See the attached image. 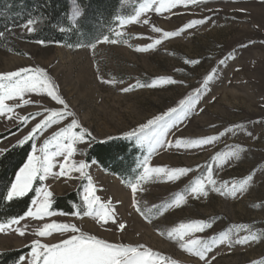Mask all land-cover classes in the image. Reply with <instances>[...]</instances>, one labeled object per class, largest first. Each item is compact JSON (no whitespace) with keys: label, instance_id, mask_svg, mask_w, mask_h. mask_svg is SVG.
Masks as SVG:
<instances>
[{"label":"rangeland","instance_id":"obj_1","mask_svg":"<svg viewBox=\"0 0 264 264\" xmlns=\"http://www.w3.org/2000/svg\"><path fill=\"white\" fill-rule=\"evenodd\" d=\"M145 2L126 0L133 13L118 18L109 36L105 35L117 43L104 42L105 36L88 46L33 42L28 38L40 26L35 21L31 25L11 26L0 35V74L31 68V74L36 75L35 69H42L44 76L41 78H47L56 86L55 90L67 103L68 111L75 114L30 140L32 150L29 156L34 154L35 145V155L42 157L39 149L44 141L53 138L73 118L79 125L74 131L91 133L90 137H85V142L75 145V153L65 164V176L53 175L59 173V164L64 163L63 156L54 157L56 166L47 179H36L31 190L24 195L37 185L34 200L42 199L38 189L46 188L52 193L50 211L54 214L42 219L25 217L19 225L0 232V253L29 249L17 264H29L34 240L52 245L81 233L117 245H143V251L166 257L167 264H205L198 256L181 248L178 240L168 236L181 223L196 221L211 224L210 228L206 227L191 237L205 242L212 237L219 240L220 234L229 230L238 232L241 237H258L244 245L228 247L218 244L208 253L209 264H252L253 261L264 260V0H197L193 4H177L160 12L153 5L137 17L141 4ZM70 4V21L76 24L82 12L76 0H71ZM131 17L137 18L121 23ZM207 17L212 18L210 22L187 29L177 37L165 38L162 35L163 31H177L192 20ZM29 28L34 31H29ZM154 28L162 31L155 32ZM157 39L161 43L154 48L143 52L136 50L154 44ZM193 59L200 63L192 65L185 62ZM221 60H226V63L221 65ZM213 68L218 72L208 87L199 93L195 110L189 111L182 122H177L161 137L163 146L151 147L149 142L140 143L136 137L127 135L138 131L141 125L155 116L176 107L181 99L189 95L195 97V90L202 88L205 77ZM162 77L183 83L139 86ZM129 86L130 91H122ZM23 99L29 103L23 104L20 98L6 101L10 106L19 104L20 107H13L11 113L0 115V157L12 147L22 145L19 141L50 114L46 110H63V106L52 101L46 93L25 94ZM35 113L41 115L36 116ZM25 116L29 119L22 123L21 118ZM233 125L243 127L219 136ZM207 136H219V139L210 145L192 148L175 144L177 139ZM120 141L133 144L137 153H130L132 161L129 160L128 166L122 168V174H114L111 171L113 165L103 167L89 152L96 143ZM54 151L53 143L49 152ZM230 152L238 153V156L227 160L221 156L213 160L217 153ZM145 159L146 166L169 170L191 168L192 171L175 181H168L163 175L139 181ZM80 162L88 165L83 173L72 168L73 164L79 166ZM209 167L217 186L226 192L233 185L239 188L248 175L252 174L254 178L247 190L236 197L215 191L199 199L188 196L185 189L195 180L205 179L207 183ZM89 181L95 189L93 195L99 196L101 202L115 213L116 223L99 221L94 214L95 206L93 215H83L88 211L83 197ZM132 184H137L135 193L131 190ZM74 192L78 202L73 205V213L78 211L81 215L51 209L56 198ZM179 194H185V201L180 206L169 208L168 204ZM137 205L149 216L150 222L136 210ZM157 208L162 214L156 211ZM29 209L35 210L33 202ZM46 223L74 224L80 231L53 232L39 237L36 233ZM121 223L125 225L123 230L119 228ZM16 228L24 230L25 234L20 236L14 230Z\"/></svg>","mask_w":264,"mask_h":264},{"label":"snow or ice","instance_id":"obj_2","mask_svg":"<svg viewBox=\"0 0 264 264\" xmlns=\"http://www.w3.org/2000/svg\"><path fill=\"white\" fill-rule=\"evenodd\" d=\"M197 0H146L145 3L141 4L140 11L137 12V17L141 12L148 9L150 6L155 5V10L160 12L162 9H168L175 7L177 4H193ZM137 17H131L129 20H122L121 23H128L131 20H135ZM211 17L205 19H196L190 21L188 24L184 25L183 28L177 31H163L162 35L165 38L177 37L181 32L191 29L195 26L202 25L211 21ZM146 22V21H145ZM28 25L33 23L29 20ZM155 32H161L160 28H154ZM29 31H34V29L29 28ZM117 35H121L117 33ZM104 42L107 43H117L116 40H110L107 36L104 38ZM43 43V42H40ZM161 41L157 39L154 44H149L147 47L137 48V51H148L154 48L155 45H159ZM234 58V57H232ZM187 64H198V60H186ZM226 60H221L220 64L223 65ZM33 69L31 68H21L14 72H8L0 74V115H7L13 111V107H20L19 104L15 106H10L6 101L15 100L20 98L22 103L27 105L28 100L23 99L25 94L29 93H46L52 101L57 102L63 106V110L59 109H48L50 114L47 115L40 123H37L35 127L31 129L28 135L24 136L20 144L27 141L36 139V136L43 132L46 128L51 125L57 124L59 121L66 119L67 117H74V113L68 111V105L64 99L55 90L56 86L47 78H41L44 76L42 69H35L36 75L31 74ZM218 70L213 68L211 73H209L203 82L202 88L195 90V97L189 95L185 99H181L176 107L169 108L165 113L155 116L150 119L147 124L140 126L139 130L129 132L127 135L129 137H136L138 142L144 143L149 142L151 147L157 144L163 146V137L170 129L177 125V122H182L187 116L189 111H194L196 104L199 100V93L207 88L209 83L215 78ZM108 82V81H103ZM183 81H177L171 77H162L151 84H141L140 87H156L158 84H182ZM131 90V86L123 88L122 91L128 92ZM34 115L39 116L41 113H35ZM29 117L25 116L21 118L22 123H26ZM79 125L76 119H72L71 123L65 128H61L57 133L54 134L53 138L45 140L43 146L39 149L43 156L35 155L36 146L33 145L34 154L29 156L28 162L19 169V173L15 177V181L11 183L10 189L7 191L6 200L11 202L13 198L23 197L32 188L33 182L36 179L45 180L49 173L52 172L53 167L56 165L53 163L54 157H64V163H60L59 173H53V175L65 176L67 169L65 164L73 156L76 151L75 145L77 143L85 142V137H90L91 133L87 130L74 131L78 129ZM242 125H233L226 128L224 132H221L219 136H223L228 132H233L238 128H242ZM151 129L150 132L146 131ZM250 136L251 133L249 132ZM219 136H207L199 139L185 140L177 139L175 141L176 146L185 145L189 148L196 146L210 145L219 139ZM65 141H67L65 143ZM54 146L56 151L49 152V147ZM170 146V145H169ZM224 156L225 160L231 158L232 156H238V153H217L213 160L220 159ZM147 165V159H145L143 167V173L139 177V181H148L154 175L166 176L168 181L178 180L180 177L187 175L192 171L191 168H174L169 170L166 167H150ZM88 167L85 162H80L79 166L76 164L72 165L74 171L83 173V170ZM253 175H248L243 179L237 188L235 185L228 188V191H224L222 188L217 186V181L212 178V169L209 167L207 170L206 181L205 179L195 180L191 186L185 189L188 196L193 199H199L201 197H207L210 191H215L220 195H231L233 197L238 196L247 190L250 182L253 181ZM137 181V183H139ZM131 190L133 193L137 191V184L131 185ZM42 193V199H36L33 201L35 210L29 209L25 216L12 218L7 224H0V232L6 230V228L12 225H19L20 221L25 219V217H31L33 219H42L53 215L54 213L50 211L51 207V197L52 193L46 188L38 189ZM93 188L91 182L89 181L88 187L85 189V195L83 200L87 206L88 211L84 212L83 215H93V208L95 206V217L103 223H116L115 213L112 212L108 206L101 202L99 196H94ZM185 201V194H179L176 198L168 204V207L180 206L182 202ZM155 207V206H154ZM163 207V206H161ZM136 210L145 216V219H149V216L144 213V210L138 205ZM152 210L150 209L149 212ZM156 211L160 213V208ZM162 214V213H160ZM73 215H81L80 212H75ZM150 222V219H149ZM210 228V223H205L203 221H196L192 223H181L179 227H174L171 232L168 233L169 238H175L180 242L181 248L190 254L196 255L200 260L205 261V264H209L207 259L208 253H210L213 247L218 244L227 245L231 247L233 244L244 245L251 243L258 239L256 235L243 236L241 237L239 233H234L231 230L227 232H222L220 234L219 240L215 237L210 238L209 242H205L201 238H191L196 232H203L205 228ZM120 230L125 228L124 224H119ZM20 236L25 234L24 230L20 228L14 229ZM80 230L74 224L67 223H46L43 228L38 230L36 235L39 237H45L51 235L53 232H72L77 233ZM143 245L132 247L125 245H117L108 243L104 240L98 239L95 236H88L83 233L80 235H71L68 239L61 240L57 244H42L40 240H34L32 242L31 259L29 264H167L166 257H159L158 254L152 253L150 251H143ZM152 257H156L153 259ZM24 258L21 257V260ZM252 264H264V260L253 261Z\"/></svg>","mask_w":264,"mask_h":264},{"label":"trees","instance_id":"obj_3","mask_svg":"<svg viewBox=\"0 0 264 264\" xmlns=\"http://www.w3.org/2000/svg\"><path fill=\"white\" fill-rule=\"evenodd\" d=\"M71 0H0V35L8 28L26 24L29 20L39 22L40 26L28 38L44 44H63L69 46L91 45L96 39L110 33L117 19L131 15V7L126 0H76L82 17L76 24L70 21ZM1 137V136H0ZM32 150V142L16 145L0 157V224L12 218L24 216L35 196L37 185L24 197L6 200L11 183L22 168ZM92 158L105 168L112 166V173L122 174L128 166L130 153L136 154L133 144L113 142L96 143L89 152ZM78 202L77 193L58 197L52 204L53 211L73 213V205ZM29 249L0 253V264H17Z\"/></svg>","mask_w":264,"mask_h":264}]
</instances>
